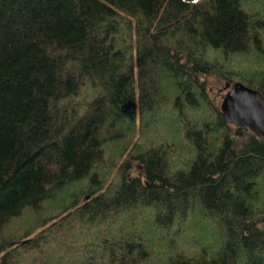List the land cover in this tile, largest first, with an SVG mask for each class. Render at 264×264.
Returning a JSON list of instances; mask_svg holds the SVG:
<instances>
[{
	"label": "trees",
	"instance_id": "16d2710c",
	"mask_svg": "<svg viewBox=\"0 0 264 264\" xmlns=\"http://www.w3.org/2000/svg\"><path fill=\"white\" fill-rule=\"evenodd\" d=\"M250 52L264 0H0V264H264Z\"/></svg>",
	"mask_w": 264,
	"mask_h": 264
},
{
	"label": "water",
	"instance_id": "95a60500",
	"mask_svg": "<svg viewBox=\"0 0 264 264\" xmlns=\"http://www.w3.org/2000/svg\"><path fill=\"white\" fill-rule=\"evenodd\" d=\"M228 90L222 101V111L229 122L239 127H249L260 138L264 140V96L254 88L241 82L232 87L226 86ZM138 104L134 100L128 101L123 106V111L134 113Z\"/></svg>",
	"mask_w": 264,
	"mask_h": 264
},
{
	"label": "rangeland",
	"instance_id": "374dc122",
	"mask_svg": "<svg viewBox=\"0 0 264 264\" xmlns=\"http://www.w3.org/2000/svg\"><path fill=\"white\" fill-rule=\"evenodd\" d=\"M260 54H257L255 52H250L248 55H239L236 57L231 58V63L229 62V66L232 67L235 70H238L240 72H243L246 75H255L259 77V73L264 71V57L259 56ZM209 57L212 60H216L217 57L219 58V62H223L226 64V58L223 57V55L220 52H210ZM228 91H226L224 97L226 96ZM223 97V99H224ZM200 118L202 116H199ZM163 135H158L155 137L153 136H146L143 138L142 142L147 143L149 141L153 142L154 140H160L163 138Z\"/></svg>",
	"mask_w": 264,
	"mask_h": 264
}]
</instances>
